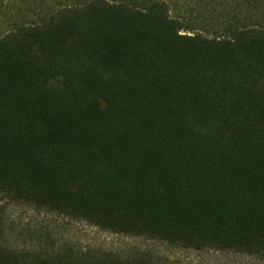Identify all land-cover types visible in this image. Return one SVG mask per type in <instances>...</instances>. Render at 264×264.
<instances>
[{"label": "trees", "instance_id": "trees-1", "mask_svg": "<svg viewBox=\"0 0 264 264\" xmlns=\"http://www.w3.org/2000/svg\"><path fill=\"white\" fill-rule=\"evenodd\" d=\"M13 205L264 258V0H0V264H169Z\"/></svg>", "mask_w": 264, "mask_h": 264}, {"label": "rangeland", "instance_id": "rangeland-1", "mask_svg": "<svg viewBox=\"0 0 264 264\" xmlns=\"http://www.w3.org/2000/svg\"><path fill=\"white\" fill-rule=\"evenodd\" d=\"M183 11L194 25L205 15L195 2L183 4ZM205 20V19H202ZM207 23V20H205ZM10 219L19 227L48 228L58 239L78 246L103 249L119 254H146L169 264H264V258L233 250L193 249L146 236H134L102 229L84 220H75L57 213L24 205L7 208Z\"/></svg>", "mask_w": 264, "mask_h": 264}]
</instances>
